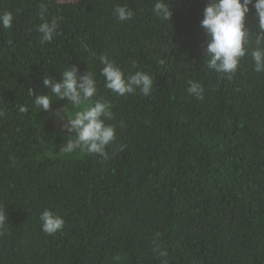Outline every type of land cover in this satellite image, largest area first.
Segmentation results:
<instances>
[{"label":"trees","instance_id":"trees-1","mask_svg":"<svg viewBox=\"0 0 264 264\" xmlns=\"http://www.w3.org/2000/svg\"><path fill=\"white\" fill-rule=\"evenodd\" d=\"M0 0L12 28L0 27V264H264V72L251 58L259 35L255 8L246 16L249 54L231 78L204 60L201 27L208 0ZM131 20L120 21L117 6ZM45 20L57 35L41 43ZM101 55L126 76L150 74L151 95L118 96L105 87ZM69 66L92 71L111 104L116 139L108 157L62 151L74 134L62 127L68 101L36 108ZM190 81L203 98L189 94ZM33 91L34 95L32 94ZM27 105L26 113L19 106ZM65 220L43 231L41 213ZM157 248L165 249L161 257Z\"/></svg>","mask_w":264,"mask_h":264},{"label":"clouds","instance_id":"clouds-1","mask_svg":"<svg viewBox=\"0 0 264 264\" xmlns=\"http://www.w3.org/2000/svg\"><path fill=\"white\" fill-rule=\"evenodd\" d=\"M255 8L258 18L259 35H256L255 47L251 49V58L254 61L255 71L264 72V0H208L203 12L201 27L207 34V43L204 48V60L209 69L217 73L227 74L229 78L239 67L240 61L249 54L252 43V34L246 26V16ZM155 14L163 21H170L173 15L168 0H157L154 5ZM47 7L41 5L40 19L44 22L38 26L42 34L41 43L52 42L57 35L58 23L53 19L50 23L45 20ZM114 13L118 20L128 21L134 16V12L128 5L117 6ZM14 16L11 12L0 13V27L12 28ZM99 61L104 67L101 74L104 77L105 87L118 96H126L139 90L145 96L151 95L153 78L144 71H136L127 75L115 62L101 55ZM48 94H36L35 106L40 111L49 112L56 100L68 101L71 111L61 115V120L66 121L62 125L67 133L74 134L75 139H69L62 151L72 153L77 148H82L89 154L108 157L107 147L116 139V128L107 124L106 120L113 115L110 102L104 99H93L98 93L97 81L92 71L88 70L80 75L76 66H69L62 72L61 79L56 80L45 75L42 80ZM188 92L197 98H203V88L200 83L190 81ZM28 111L27 105L19 106L20 113ZM3 115V112H0ZM43 231L55 234L62 231L65 225L64 218L52 209H45L40 216ZM8 216L3 208H0V228H4ZM161 257H167L165 249L157 248ZM167 264V261H164Z\"/></svg>","mask_w":264,"mask_h":264},{"label":"rangeland","instance_id":"rangeland-1","mask_svg":"<svg viewBox=\"0 0 264 264\" xmlns=\"http://www.w3.org/2000/svg\"><path fill=\"white\" fill-rule=\"evenodd\" d=\"M61 2H65V1H72V0H60Z\"/></svg>","mask_w":264,"mask_h":264}]
</instances>
